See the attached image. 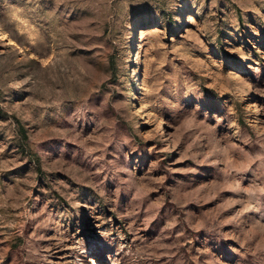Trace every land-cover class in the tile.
I'll use <instances>...</instances> for the list:
<instances>
[{
  "label": "rangeland",
  "instance_id": "rangeland-1",
  "mask_svg": "<svg viewBox=\"0 0 264 264\" xmlns=\"http://www.w3.org/2000/svg\"><path fill=\"white\" fill-rule=\"evenodd\" d=\"M0 264H264V0H0Z\"/></svg>",
  "mask_w": 264,
  "mask_h": 264
}]
</instances>
